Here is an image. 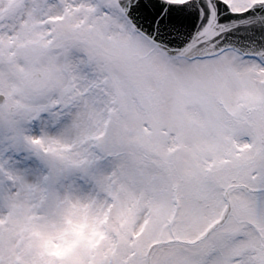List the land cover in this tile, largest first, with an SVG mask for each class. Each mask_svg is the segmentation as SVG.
Listing matches in <instances>:
<instances>
[{
  "label": "snow or ice",
  "instance_id": "obj_1",
  "mask_svg": "<svg viewBox=\"0 0 264 264\" xmlns=\"http://www.w3.org/2000/svg\"><path fill=\"white\" fill-rule=\"evenodd\" d=\"M0 264H264V0H0Z\"/></svg>",
  "mask_w": 264,
  "mask_h": 264
},
{
  "label": "rangeland",
  "instance_id": "obj_2",
  "mask_svg": "<svg viewBox=\"0 0 264 264\" xmlns=\"http://www.w3.org/2000/svg\"><path fill=\"white\" fill-rule=\"evenodd\" d=\"M98 236V234L94 235V236H85L83 234V232L81 233V238L83 239H87L89 240L90 242H95L96 244H98L100 242V240L98 238H96ZM54 253L58 256H63V255H66L68 254L70 251H71V246H68V247H64V246H56L54 249H53Z\"/></svg>",
  "mask_w": 264,
  "mask_h": 264
}]
</instances>
